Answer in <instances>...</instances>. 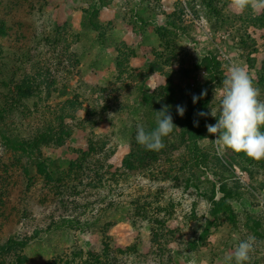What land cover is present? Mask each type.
<instances>
[{
    "label": "rangeland",
    "instance_id": "374dc122",
    "mask_svg": "<svg viewBox=\"0 0 264 264\" xmlns=\"http://www.w3.org/2000/svg\"><path fill=\"white\" fill-rule=\"evenodd\" d=\"M205 56L211 61H203ZM132 58L143 59L140 70ZM209 62L215 65L211 69L206 67ZM230 64L246 68L264 100V10L250 6L239 13L232 0H0V97L9 89L11 68L16 78L29 75L44 82L41 95H49L45 103L56 106L59 124H69L70 135L60 147L35 144L34 150L36 156L56 160L53 165L58 168L69 160L87 161L93 154L89 142L93 140L110 142L115 148L110 159L113 168L127 170L132 164L127 145L130 132L124 137L118 129L138 120L144 107L142 92L150 79L153 91L146 92L165 95L158 107L167 105L175 113L177 105L196 108L193 94L206 90L203 97L209 100L204 109L209 113L208 124H215L211 112L219 116ZM154 69L160 73L152 77ZM69 101L75 104L70 107ZM36 107V100L30 99L24 108L29 113ZM22 121L30 123L31 117ZM173 134L178 141L187 138L181 128ZM215 138L206 131L199 142L203 153H213L212 144L217 149L210 141ZM216 153L223 170L210 167L218 177L196 170L194 180L201 189H208L212 199L202 198L193 187L185 190L178 185L167 166L162 179L155 182L141 172L129 175L127 183L117 185L124 188L119 198L129 201L127 195L145 185L144 193H150L148 198L142 195L150 203L148 217L128 206L114 213L111 224L103 229L49 232L20 251L14 264H46L58 255L74 254L77 259L88 253L103 259L120 256L123 261L149 255L162 264L192 260L227 264L226 257L247 234L257 239L247 264H264V162L255 163L243 152ZM22 160L0 147V193L10 191L9 196H0V240L30 231L42 218L40 207L29 201L41 194V185H32L39 191L31 189L22 195L26 201L19 199L20 182L15 179ZM221 184L235 193L227 199L235 214L233 224L219 200ZM215 205L221 206L220 211ZM23 207L29 212L26 226L18 223L23 220L18 214ZM156 207L166 210L156 216ZM159 215L163 226L152 222ZM5 222L14 224L11 230ZM159 250L162 257L157 256ZM146 261L154 264L149 258Z\"/></svg>",
    "mask_w": 264,
    "mask_h": 264
},
{
    "label": "trees",
    "instance_id": "16d2710c",
    "mask_svg": "<svg viewBox=\"0 0 264 264\" xmlns=\"http://www.w3.org/2000/svg\"><path fill=\"white\" fill-rule=\"evenodd\" d=\"M207 60L211 61L205 56L203 61ZM214 66V62H209L206 67L211 69ZM10 70L13 72L11 74L10 71L7 73L8 83L6 84L9 89L5 95L0 97V147L3 151L17 154L23 159L22 165L16 166L18 168L16 171L18 178L15 179L16 182H20V201L27 200L22 195L28 190L35 189L34 191H36L37 189L39 191L38 188H34L32 185H41V194L36 195L29 201L40 207L42 218L40 222L33 224L30 231H23L22 234L14 232L5 235L0 240V264H14L20 251L42 240L49 232L69 228L81 231L93 228L103 229L107 224H111L109 218L114 213L122 212V209L128 206L141 210L143 215L148 217L149 212H151L148 209L150 203L146 201L147 199L143 200L142 195L148 198L150 193L149 191L146 192L147 194L144 193L145 185L140 184L137 192L132 195L128 194L129 201L119 198L124 193V188H117V185L127 183L129 175L141 172V175L151 176L150 180L155 182L162 179V171L165 169L163 166H167V168L172 169L173 179L176 180L178 185L183 186L185 190L193 187L202 198L212 199L208 189H201V183L194 181L198 179L195 176L196 170H202L205 174L212 172L216 178L218 175L214 168L219 171L223 170L220 167L221 160L216 153L217 149L214 144L211 145L213 153H203L199 147L200 140L206 135V124H208L209 115L201 117L196 113L206 112L204 108L208 105V97L199 99L195 103L196 108L188 107L183 117L174 111L172 112V110L170 111L169 108L173 123L177 128L186 131L187 138L178 141V138L173 134L174 129L170 136L164 138L165 147L157 152L149 151L137 143L136 126L143 124L147 129L156 127L155 111L161 110L158 103L163 100L165 95L148 94L143 91L141 101L144 107L137 114L138 120H132V122L129 120V123L126 122L124 127L118 129L124 137L128 135L127 130L130 132L127 145L130 147L132 154V164L126 168L127 170L113 168L110 159L115 153V148L111 146L110 142L93 140L89 141L93 154L87 161L80 163L69 160L67 166L58 168L54 166L56 160L54 161L51 157L35 155V144L55 148L62 146L70 135V125H60L56 106L45 103L49 95L47 94L45 97L41 95L44 82L29 75L16 78L14 77L16 73L13 68ZM44 87L46 88V86ZM30 99H35L38 107H36L35 112L27 113L28 110H25L24 107ZM152 101H155L153 106L151 105ZM74 104L72 101L68 102L70 107ZM87 113L88 116H91L89 112ZM124 113L128 114L129 111ZM28 115L31 117V122L24 123L22 120ZM194 121H198V126H194ZM211 121L215 122L216 119L214 118ZM261 131H264V127ZM171 137H173V140ZM209 155L214 157L209 158ZM252 160L255 163L264 162V160ZM210 164L214 165V168H211ZM234 165H231V167H234ZM32 166H35L33 171L30 170ZM107 182L109 183L107 184ZM208 182L211 181L208 180ZM15 190L14 187L13 191ZM9 192H1L0 196L3 194L9 196ZM219 192L223 194L219 199L221 206L229 212L230 223L233 224L235 223V214L227 199L233 197L235 193L226 189L222 184L219 185ZM11 194L15 193L12 192ZM215 206L220 211L221 206ZM154 210L157 212L156 216H158V214L162 215L161 211L165 212L166 209L160 210L159 207H156ZM18 214L23 218L18 223L26 226L27 222H24V220L29 216L28 209L23 207L18 211ZM160 215L152 221L154 225H164V220ZM11 225L14 224L6 223L5 228L11 230ZM159 252L160 254L157 256L162 257L164 255L162 250H159ZM73 255H58L46 264H148L146 258H149L154 264H162L161 260L156 261V259L150 258L149 255H138V258L124 261L120 256L115 255L107 259H103L96 253H88L77 259V255Z\"/></svg>",
    "mask_w": 264,
    "mask_h": 264
},
{
    "label": "clouds",
    "instance_id": "9594fccd",
    "mask_svg": "<svg viewBox=\"0 0 264 264\" xmlns=\"http://www.w3.org/2000/svg\"><path fill=\"white\" fill-rule=\"evenodd\" d=\"M232 6L239 13L245 12L250 6L256 10H264V0H232ZM206 94V90H202L199 96L193 94V104ZM176 110L183 117L186 108L177 105ZM218 112V117L211 112L216 123L206 124L207 132L216 137L210 141H214L218 154L231 150L235 153L243 152L257 161L264 160V131H261L264 127V100L260 99V89L254 85L252 76L245 67L237 64L228 66ZM155 113L156 127L147 129L143 124H138L136 141L145 149L158 152L165 147L164 138L170 136L177 127L173 123L169 106L164 105ZM196 115L205 117L209 113L200 111ZM193 123L198 126V121ZM256 244L257 239L252 234L239 239L234 252L226 257L227 264H247ZM190 264H196V261L192 260Z\"/></svg>",
    "mask_w": 264,
    "mask_h": 264
},
{
    "label": "crops",
    "instance_id": "0c3cea01",
    "mask_svg": "<svg viewBox=\"0 0 264 264\" xmlns=\"http://www.w3.org/2000/svg\"><path fill=\"white\" fill-rule=\"evenodd\" d=\"M138 60H140V62H137ZM142 60L143 59H139V58H132V63H138V66L135 68L136 70H140L141 69V66H142ZM134 69V70H135ZM154 74H152L151 76L152 77H154V76H156V73H160V70H158V69H156V70H154V72H153ZM149 82V83H148ZM153 81L150 79V80H148L147 81V84H146V91H150L151 90V88L153 87ZM155 88V87H154ZM165 88V87H164ZM151 91H153V90H151Z\"/></svg>",
    "mask_w": 264,
    "mask_h": 264
}]
</instances>
